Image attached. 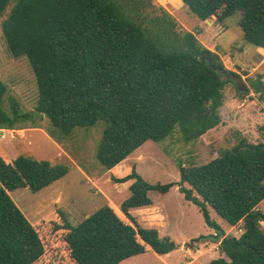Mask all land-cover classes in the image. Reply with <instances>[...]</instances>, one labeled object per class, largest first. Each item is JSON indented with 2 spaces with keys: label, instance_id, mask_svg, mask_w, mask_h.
I'll return each instance as SVG.
<instances>
[{
  "label": "trees",
  "instance_id": "obj_1",
  "mask_svg": "<svg viewBox=\"0 0 264 264\" xmlns=\"http://www.w3.org/2000/svg\"><path fill=\"white\" fill-rule=\"evenodd\" d=\"M181 1L201 21L216 17L223 23L240 14L245 41L264 49V0ZM11 2L0 0V18ZM133 2L137 9L145 6L144 0ZM153 22L151 30L128 15L120 0H17L2 23L3 37L13 58L29 60L39 95L34 112L23 111L14 97L7 112V87L0 79V130L23 129L44 116L50 136L59 142L78 128L104 122L97 160L109 171L146 142L172 137L176 128L190 143L221 125L224 75H238L193 33L176 46L173 23ZM205 55L217 69L201 62ZM254 87L262 92L258 83ZM1 151L0 264H34L45 254L44 243L10 193H39L63 179L68 167L27 156L10 161ZM179 170L180 181L165 185L148 183L135 169L124 178L113 177L116 183L133 180L129 198L118 208L130 224L106 205L77 226L65 225L70 259L120 264L147 250L159 256L175 251L174 241L140 226L131 211L152 206L150 192L166 194L176 186L199 208L207 226L223 234L219 251L225 257L209 264H264V213L258 210L264 201V143L240 138L212 161L188 168L179 164ZM210 209L230 226L240 225L242 234L226 236Z\"/></svg>",
  "mask_w": 264,
  "mask_h": 264
},
{
  "label": "rangeland",
  "instance_id": "obj_2",
  "mask_svg": "<svg viewBox=\"0 0 264 264\" xmlns=\"http://www.w3.org/2000/svg\"><path fill=\"white\" fill-rule=\"evenodd\" d=\"M120 1L128 15L138 18L151 30L156 27L153 20H170L173 23L170 27L174 28L170 31L171 38L175 44L178 42L176 46L181 45L179 39L186 33H193L205 48L219 55L225 67L234 68L235 71H231L238 76L224 75L228 83L223 91L225 105L221 110V125L190 143L181 139L176 128L172 137L159 143L146 142L120 164L116 172L106 171L97 160L98 145L106 126L104 122L88 129L78 128L59 142L50 136L51 124L44 116H36L34 123H28L23 129L0 130V148L7 160L27 156L68 167V174L63 179L39 193L27 189L10 193L44 243L45 254L35 264H71L63 228L67 224L77 226L103 206H111L130 224L118 208L129 198L133 180L116 183L113 177L124 178L135 169L152 185L177 183L180 181L179 164L185 168L206 164L233 148L240 138L251 143H264V63L256 67L258 48L245 41L240 14L223 23L216 17L201 21L181 0H144L145 6L138 9L133 0ZM16 2L12 0L0 18V79L7 87L4 109L9 112V99L14 97L23 111L34 112L39 93L29 60L10 55L2 32V23ZM235 78L247 85V91L243 92L246 95L239 94ZM256 83L262 92L255 90ZM185 187L190 188L187 184ZM149 196L154 205L149 209L134 210L131 215L140 226L157 229L161 238H170L179 248L165 256L147 250L123 264H209L225 257L219 251L220 242L210 238L219 237L217 231L207 226L199 208L186 201L178 187L166 194L150 192ZM258 210L264 213V201ZM210 216L229 235L240 234L237 228L228 227L212 209ZM261 227L264 230V221Z\"/></svg>",
  "mask_w": 264,
  "mask_h": 264
},
{
  "label": "crops",
  "instance_id": "obj_3",
  "mask_svg": "<svg viewBox=\"0 0 264 264\" xmlns=\"http://www.w3.org/2000/svg\"><path fill=\"white\" fill-rule=\"evenodd\" d=\"M209 48V47H208ZM210 50V49H209ZM258 50V52H256L255 54L259 57V63L256 65V67H260L263 63H264V49H261V48H258L257 49ZM230 63H231V61H230ZM227 68V67H226ZM228 68L230 69V71L231 70H233V71H235V69L234 68H232V67H229L228 66ZM227 68V69H228ZM228 69V70H229ZM223 109V108H222ZM222 116V115H221ZM1 131H4V130H1ZM119 168H120V165H118V166H116L115 168H113L112 170H111V172H116L117 171V169L119 170ZM154 203V202H153ZM154 205V204H153ZM152 205V206H153ZM151 207V206H150ZM141 209H149L148 207H146V208H141ZM137 210H140V209H137ZM134 211V210H133ZM133 211H131V212H133ZM210 211H211V209H210ZM228 224V223H227ZM229 225V224H228ZM220 227H221V225H220ZM228 227H232V228H237L238 229V231H240V234L239 235H232V236H235V237H239L241 234H242V230L240 229V225H237V226H228ZM222 228V227H221ZM210 228H208L207 229V231L209 230ZM223 229V228H222ZM223 231H224V229H223ZM224 233H225V235L226 236H228L229 234H228V231H227V233L224 231ZM223 238V237H222ZM221 242V241H220ZM179 248V247H178ZM176 251V250H175ZM174 252V251H173ZM137 257V256H136ZM132 258H134V257H132ZM131 259V258H130ZM129 259H127V260H125V261H123L122 263H120V264H123V263H125L126 261H128ZM41 260H39L38 262H40ZM37 263V262H36ZM69 263H71V264H75L71 259H69ZM35 264V263H34Z\"/></svg>",
  "mask_w": 264,
  "mask_h": 264
},
{
  "label": "water",
  "instance_id": "obj_4",
  "mask_svg": "<svg viewBox=\"0 0 264 264\" xmlns=\"http://www.w3.org/2000/svg\"><path fill=\"white\" fill-rule=\"evenodd\" d=\"M205 60H207L208 62H209V64H210V66H211V68L212 69H217V68H215V66L212 64V60H211V58L208 56V55H205L204 57H202V59H201V62L202 63H204L205 62ZM235 81H236V83H237V88H238V90L239 91H241V92H245V91H247V85L243 82V81H240L238 78H235ZM222 237H223V234L220 232L219 233V237H214V236H212V237H210L212 240H214V241H221L222 240ZM203 239H206V238H203Z\"/></svg>",
  "mask_w": 264,
  "mask_h": 264
}]
</instances>
